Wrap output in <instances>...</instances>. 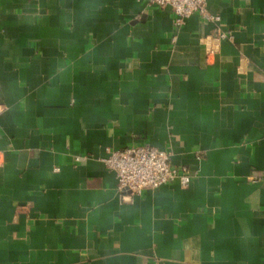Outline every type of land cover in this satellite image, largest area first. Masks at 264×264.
Wrapping results in <instances>:
<instances>
[{"label": "crops", "instance_id": "1", "mask_svg": "<svg viewBox=\"0 0 264 264\" xmlns=\"http://www.w3.org/2000/svg\"><path fill=\"white\" fill-rule=\"evenodd\" d=\"M207 9L0 0V264H264V0ZM139 143L188 185L123 198Z\"/></svg>", "mask_w": 264, "mask_h": 264}, {"label": "built area", "instance_id": "2", "mask_svg": "<svg viewBox=\"0 0 264 264\" xmlns=\"http://www.w3.org/2000/svg\"><path fill=\"white\" fill-rule=\"evenodd\" d=\"M147 2L158 7L170 6L174 12L175 27L182 26L193 13H198L203 19L213 23L219 18L208 11L207 0H147ZM226 36L222 31L216 34L217 39ZM2 109L0 103V112ZM79 159L80 157H75V160ZM102 161L115 172L118 191H128L129 195H124L123 198L139 194L145 189L157 188L174 179H178L183 186L188 185L191 180L185 167L177 168L171 165L167 150L148 143L133 144L122 149L106 148V156ZM150 264L159 263L153 260Z\"/></svg>", "mask_w": 264, "mask_h": 264}]
</instances>
